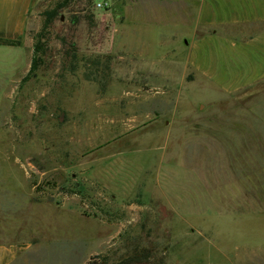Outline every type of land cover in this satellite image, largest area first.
I'll return each mask as SVG.
<instances>
[{
  "label": "rangeland",
  "instance_id": "374dc122",
  "mask_svg": "<svg viewBox=\"0 0 264 264\" xmlns=\"http://www.w3.org/2000/svg\"><path fill=\"white\" fill-rule=\"evenodd\" d=\"M61 1L0 43V243L29 264H264V79L224 94L147 71L143 50H173L141 10L182 2L66 0L23 81Z\"/></svg>",
  "mask_w": 264,
  "mask_h": 264
},
{
  "label": "crops",
  "instance_id": "0c3cea01",
  "mask_svg": "<svg viewBox=\"0 0 264 264\" xmlns=\"http://www.w3.org/2000/svg\"><path fill=\"white\" fill-rule=\"evenodd\" d=\"M36 1L0 0V38L16 39L23 34L27 15ZM179 2L183 6H160L165 10L136 8L141 10L142 24L146 27L151 26L146 21L152 11L158 45L170 44L173 50L164 54L163 59L169 58L167 62L160 58L161 62H157L143 50L145 59L151 56L147 71L159 72L164 78L168 74L173 77L177 66L182 76L193 73L224 94L264 79V0H174L173 3ZM164 13L169 18L162 22L166 21L168 28L176 25L172 19L178 16L176 19L183 20L180 25L184 31H176L175 26L165 33L167 27L162 28L161 17L155 16ZM140 46L147 48L148 42L143 41ZM17 244L0 243V264H29L25 262L27 247Z\"/></svg>",
  "mask_w": 264,
  "mask_h": 264
},
{
  "label": "trees",
  "instance_id": "16d2710c",
  "mask_svg": "<svg viewBox=\"0 0 264 264\" xmlns=\"http://www.w3.org/2000/svg\"><path fill=\"white\" fill-rule=\"evenodd\" d=\"M66 6V0H63L61 2H58L56 5H54L51 8H48L43 11V23L41 30L36 34L35 41L33 44V56L31 58L30 67L27 71V74L23 77V81L27 80L37 69L40 56L39 53L43 51L42 45H43V37L44 32L53 24L54 20L59 15V9ZM17 40L14 39H7V38H0V43L3 44H14Z\"/></svg>",
  "mask_w": 264,
  "mask_h": 264
},
{
  "label": "built area",
  "instance_id": "2783aa9c",
  "mask_svg": "<svg viewBox=\"0 0 264 264\" xmlns=\"http://www.w3.org/2000/svg\"><path fill=\"white\" fill-rule=\"evenodd\" d=\"M97 5H99V6H100V5H102V4L98 2V4H97Z\"/></svg>",
  "mask_w": 264,
  "mask_h": 264
}]
</instances>
